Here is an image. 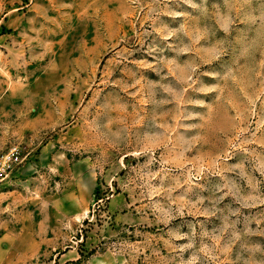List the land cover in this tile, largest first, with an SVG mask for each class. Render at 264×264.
<instances>
[{
  "label": "rangeland",
  "instance_id": "obj_1",
  "mask_svg": "<svg viewBox=\"0 0 264 264\" xmlns=\"http://www.w3.org/2000/svg\"><path fill=\"white\" fill-rule=\"evenodd\" d=\"M0 264H264V0H0Z\"/></svg>",
  "mask_w": 264,
  "mask_h": 264
},
{
  "label": "built area",
  "instance_id": "obj_2",
  "mask_svg": "<svg viewBox=\"0 0 264 264\" xmlns=\"http://www.w3.org/2000/svg\"><path fill=\"white\" fill-rule=\"evenodd\" d=\"M22 154L18 148H11L6 152H0V182L8 177L14 166L21 162Z\"/></svg>",
  "mask_w": 264,
  "mask_h": 264
}]
</instances>
